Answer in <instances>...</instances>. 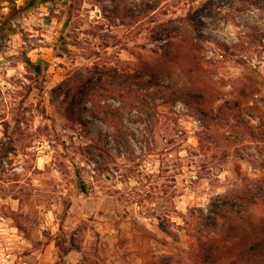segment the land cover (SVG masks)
Wrapping results in <instances>:
<instances>
[{"label": "rangeland", "instance_id": "1", "mask_svg": "<svg viewBox=\"0 0 264 264\" xmlns=\"http://www.w3.org/2000/svg\"><path fill=\"white\" fill-rule=\"evenodd\" d=\"M142 2L0 0V264H188L218 223L264 214L248 206L264 193V0H165L122 25ZM174 28L187 38L161 33ZM170 42L198 64H168L173 85L194 84L211 117L157 87L149 110L131 81L98 107L62 95L95 68L162 65Z\"/></svg>", "mask_w": 264, "mask_h": 264}, {"label": "trees", "instance_id": "2", "mask_svg": "<svg viewBox=\"0 0 264 264\" xmlns=\"http://www.w3.org/2000/svg\"><path fill=\"white\" fill-rule=\"evenodd\" d=\"M146 1L147 2H142L140 5L139 12L134 13L127 5L121 11H116V17H118L122 25H126V21H133L134 24H137L144 17L155 14L165 0ZM163 27L165 28L166 26L164 25ZM161 33L167 35L170 41L171 38H187L186 36L188 35V33H184L181 28H174L172 30L163 29ZM178 45L179 44L175 42H170L169 45L166 46L163 52L164 54L159 58L162 65L157 63V65L154 66L151 62L146 63L137 70L134 76H126L125 74L120 75L115 70H98L95 68L90 71L89 76L86 78H81L72 85H67L66 88H64L66 85L61 86L60 90L64 91L62 95L65 96L67 101H71V106L77 107V103L84 98L89 103H94L95 107H98L96 99H105L102 98V96L99 97L98 94L102 95L104 92H112L109 88H113L111 90L114 91L118 88L115 92H117L119 97L116 99L122 101L123 97H126V94L128 95L127 92L122 90L124 89L123 86L128 85L131 81L134 82L135 85L142 87L140 91H146V95H144L143 99H140V96L137 94L135 102L149 110H151V107L146 99L155 103L157 93L151 92V90L152 87H157L161 90V94L166 101L167 98L175 99L176 102L180 101L190 108L196 116L203 119L209 118L212 116V112L209 110L210 105L203 92L194 84H189V86L178 89L173 85L172 78H170L171 72L167 65L175 64L181 57L186 60L185 62L188 66L194 68L198 67V64L195 63V58L191 54L187 53V55L183 56V54L179 52ZM27 64L32 65L30 62ZM190 72H192V70H190ZM128 89H130V87ZM101 108L106 109V106H101ZM82 113V110H77V112L73 114L69 110L66 111L69 121L76 120L78 124L86 128L89 122H84L81 119ZM116 114L117 112H115L114 115H112L110 111L105 112V115L113 121H116ZM253 189L255 191L254 193L258 194L263 191L264 187L262 185H256ZM82 191L85 193V188H83ZM251 195L253 197L248 201V206L258 208L264 206V193H261L260 196ZM238 198L244 200V202L247 201L241 196ZM250 212L251 210L247 209L246 206L242 210L236 212L235 214L237 216L232 220H229L223 225L218 223V234L215 233L213 236L208 235L198 238L196 247L188 252V256H190L188 264H264V214L255 217V215H251ZM239 213H243L244 215ZM217 217L218 220L221 221L226 219L221 216L220 212H218L216 218ZM216 218L211 220H216ZM160 264H183V260H176V258L170 257L163 259Z\"/></svg>", "mask_w": 264, "mask_h": 264}]
</instances>
